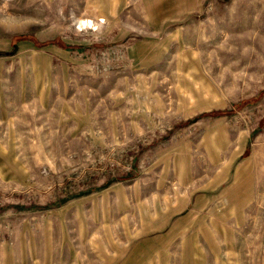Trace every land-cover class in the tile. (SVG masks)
<instances>
[{"label": "rangeland", "instance_id": "rangeland-1", "mask_svg": "<svg viewBox=\"0 0 264 264\" xmlns=\"http://www.w3.org/2000/svg\"><path fill=\"white\" fill-rule=\"evenodd\" d=\"M0 264H264V0H0Z\"/></svg>", "mask_w": 264, "mask_h": 264}]
</instances>
